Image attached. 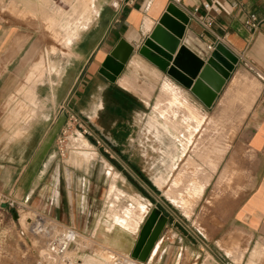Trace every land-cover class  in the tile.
<instances>
[{"label":"crops","instance_id":"obj_1","mask_svg":"<svg viewBox=\"0 0 264 264\" xmlns=\"http://www.w3.org/2000/svg\"><path fill=\"white\" fill-rule=\"evenodd\" d=\"M87 1L89 6L83 15L75 12L69 15L73 17L88 15L91 20L88 28L80 30L73 42L66 47L70 50V54L62 52L67 60L62 67L61 76L57 77L54 83L36 81L37 83L18 87L20 82L30 83L31 79L0 77V198L12 200L23 205L24 208L35 210L83 233L92 227L91 221L95 217L94 204L98 197L99 186L92 180V171L88 167L92 161L98 159V154L91 145L95 149V155L85 162L76 151L74 160L71 157L65 162L56 159L55 140L64 127L66 119L63 109L72 111L83 119L92 130L93 137L99 138L104 145L110 147L109 130H113L115 125H126L129 128L133 114L137 113L136 104L127 90L133 89L127 77H131L130 68L135 65L139 68L138 76L161 78V85L154 102L164 98L160 105L162 108H169L178 115L183 111L184 105H190L205 118L204 124L215 121L212 117H206L197 105L191 103L182 94L183 92L195 99L188 90L137 53V48L143 43L167 3L174 0H96L97 5L94 3L95 0ZM177 5L184 11H192L197 7L196 16L199 19H203L206 15L211 17L206 27L196 19H192L187 26L200 36L206 45L210 46L208 50L212 49L216 40H220L239 57L222 92L228 83L237 85L240 77L244 76L238 72L232 77L237 66L243 67L244 62H247L264 80V0H179ZM61 12H63L62 15ZM251 13L260 20L254 32H250L244 24ZM59 15H66L61 7L55 9L54 16ZM18 39L19 32L16 26L3 27L0 23V66H9L13 62L19 50ZM121 42L124 49L130 50V54L115 82L109 83L99 74V69L105 57ZM37 65L43 68V76L51 71L57 74L59 72L58 68L43 60L42 64L38 61ZM64 74L69 76L64 77ZM43 76L39 75V77ZM255 79L259 84V91L250 105L245 106L247 108L249 105V108L245 111L241 127L246 132L243 139L246 151L250 155L259 157L260 161L251 172L249 197L240 206L238 214L240 224L260 232L256 236L258 242L264 241V82L261 79ZM7 81L11 83L8 90L5 89V84L2 85ZM231 91V88L226 90L220 100L221 109L231 97ZM140 93L147 98L148 94L145 91ZM175 96L181 99L179 105L173 103ZM6 100L9 101L7 109H5ZM106 121L111 122L106 124ZM132 122L135 124L133 120ZM147 131L153 132L148 129ZM154 134L156 139H159L156 130ZM160 135H163L161 130H159ZM80 136L89 142L83 135ZM184 152L186 148L183 152H173L171 161L168 160L170 163L166 164V172L155 175L154 185L157 188H163L166 185L168 174ZM109 158L113 159V156L108 154L107 159ZM115 161L112 160L114 165L120 166L122 170L125 169L122 159ZM100 162L104 174L110 181L105 202L115 189L120 193L116 201L120 202L125 199V195H121L124 192L116 188L114 183L119 177L121 179L123 177L106 160L101 159ZM105 167L113 170L115 175L112 177L109 171H104ZM203 174L205 180L201 183L202 193L210 180L207 181L208 175H205V172ZM111 185L115 189L112 187L110 190ZM126 195L141 201L146 210L149 201L140 194ZM123 201L121 207L115 205L118 207L115 210L118 212L116 215L119 217H117L118 221L115 222L110 216V219L106 221V231H110L117 225L137 235L143 216L148 211L144 210L141 214L142 212H137L136 207L131 206L135 212L130 218L128 211L131 207L127 206L124 209L128 200ZM154 201V203L157 202L155 197ZM148 206V209L153 207V205ZM180 208L184 211L186 209ZM160 209L167 217L166 227L169 223V214L165 209ZM133 243L134 241L127 248H123L126 253L131 251ZM159 248L153 245L151 255H157ZM254 251L255 255L260 252L261 256V250L255 246L249 254V261L245 264L257 263L254 259L257 260L258 257H252L255 256ZM162 258L161 264H172L175 260V251L172 254L166 253Z\"/></svg>","mask_w":264,"mask_h":264},{"label":"rangeland","instance_id":"obj_2","mask_svg":"<svg viewBox=\"0 0 264 264\" xmlns=\"http://www.w3.org/2000/svg\"><path fill=\"white\" fill-rule=\"evenodd\" d=\"M94 3L97 5L96 0ZM88 6L87 0H0L1 25L16 26L19 32V50L11 65L0 66V77L31 79L30 83L20 82L18 87L37 82L54 83V80L61 76L62 67L67 60L62 52L70 54L66 47L73 42L79 31L84 29L81 25L89 18L88 15L81 17L69 15L74 12L83 15ZM57 7H61L66 15L61 16L63 13L61 12V15L54 16ZM42 60L58 68V74L51 71L43 76V68L37 65L38 61L42 64ZM138 69V66H131L132 75L127 77L133 86V89L127 90L131 93L137 110L132 117L135 122L133 131L135 138L130 145L121 148V151L144 172L148 182L132 172L130 175L126 174L120 166L114 165L112 160L122 159L117 151H113L102 142L103 148L95 146L98 159L92 161L88 167L92 171V180L99 186L94 204L95 217L91 221L92 227H89L87 232L77 230L80 234L78 246L71 250L78 251L80 260L85 255L88 257L93 255L87 251L88 249L95 251L93 256L98 257L103 256L104 249L118 254H128L123 248H127L135 240L136 234L117 225L106 231V221L110 219V213H116L111 217L115 222L118 221L119 217L116 216L118 212L115 211L118 207L115 205L121 207L125 199L128 203H124V206H134L137 212L144 211L145 207L141 201L126 195L138 193L149 201L148 205L156 204L155 206L165 209L169 214V223L163 227L159 235L164 236L160 244L161 249L165 248L164 255L172 254L174 251L176 253L179 246H182L183 264H245L249 261L251 250L258 246L262 252L261 256L260 252L255 255L254 251L255 256L252 257H258L257 260L254 259L256 264H264V241L257 242L256 237L260 232L240 224L238 214L240 206L249 197L251 172L260 161L259 157L246 151L243 144L246 132L241 124L245 111L259 91V84L255 78L262 80V76L247 62L243 63V67L237 66L232 77L238 72L244 76L240 77L237 85L228 83L222 92L224 84L210 108H205L197 100L182 92L206 117H212L215 121L208 120L210 122L204 124L205 118L202 115L195 118L197 127L185 137L186 152L176 160L175 166L166 178V185L157 188L154 185V177L166 172V164L171 161L173 146L167 136L160 135L159 139H156L155 130L148 132L146 129V117L151 113V105L159 91L161 78L138 76ZM63 76L68 77L69 74ZM3 84L7 90L11 86L8 81ZM229 88L232 90L231 97L221 109L220 100ZM141 91L148 94L147 98L141 96ZM174 99L173 103L179 105L181 99L176 96ZM5 102L7 109L9 101ZM247 104L249 105L246 108ZM188 106L190 105H184L182 110H187ZM166 109L169 108H163L162 114L166 113ZM107 122L110 124L111 121H106V124ZM182 133L186 134V131ZM138 134L139 138H142V144L138 142L140 146L137 145ZM151 148L154 149V153ZM220 153L222 155L219 156ZM108 154L112 155L113 159H107ZM101 159L110 163L123 177V179L119 177L114 183L116 188L124 192L121 195H125V199L120 202L116 201L120 193L113 185L110 190L113 187L116 191L114 190L105 202L110 181L103 172ZM122 165L130 171L125 162H122ZM202 170L208 175L207 181L210 179L203 193L201 183L205 179ZM148 205L146 212L149 211ZM180 207L186 208L185 211ZM134 212L135 209L131 207L128 211L130 218ZM54 225L59 229L66 227L30 208L9 206L7 200L0 198V264H35L46 246V231ZM94 260L96 259L90 258L86 264H96Z\"/></svg>","mask_w":264,"mask_h":264},{"label":"water","instance_id":"obj_3","mask_svg":"<svg viewBox=\"0 0 264 264\" xmlns=\"http://www.w3.org/2000/svg\"><path fill=\"white\" fill-rule=\"evenodd\" d=\"M189 23L188 15L169 1L137 48V53L188 90L201 105L210 108L237 65L239 57L220 40H216L212 49L208 50V45L200 36L187 28ZM123 46L122 42L119 43L105 57L99 69V74L110 83L115 82L130 54V50ZM166 221L167 217L161 209L155 205L151 207L140 225L129 256L145 260Z\"/></svg>","mask_w":264,"mask_h":264},{"label":"built area","instance_id":"obj_4","mask_svg":"<svg viewBox=\"0 0 264 264\" xmlns=\"http://www.w3.org/2000/svg\"><path fill=\"white\" fill-rule=\"evenodd\" d=\"M172 2L178 4L179 0H174ZM197 11L198 8L195 7L192 11L186 10L184 12L188 15L190 21H192V19H196L199 23L202 24V26L204 27L208 26V24L211 21V17L209 15H206L203 19H199V17L196 16ZM244 24L245 27L250 32H254L258 28L260 24V20L254 13H251L245 19ZM208 48H210L209 45ZM62 112L66 119H65L64 127L60 130L55 140L54 154L56 159H59L60 162H64L66 158L73 155L75 153V150L78 149L77 145H71L69 138L70 134H73L75 137H78V133H80L91 143L93 147L95 146L102 147L100 139L93 137L92 130L83 121V119H81L78 115H76L72 111L63 109ZM104 151L107 152L106 149H104ZM7 204L9 206L16 205L17 207L18 206L22 208L24 207L23 205L17 204L12 200H7ZM55 226L56 225L52 226L51 228L49 227L48 231H46L47 243L41 256L39 257V259H37L35 264H80V259L78 258V251L71 250L73 247L76 248V246H78V239L80 235L79 232L72 227L66 226L64 228L59 229ZM163 239L164 236L161 235L159 238H157L156 242L160 241L161 244ZM182 248H183L182 246H179L178 251H176L175 253V260L172 264H183L181 261L183 255ZM159 249L160 250L157 254L158 256L157 255L152 256L150 252L148 257L143 261L130 257L129 253L118 254L116 252H112L105 260V263L106 264H160L162 256L164 255L165 252V248L163 249L159 248ZM105 250H109V249H105ZM87 251L89 253H92L93 255L95 254V251H90L89 249Z\"/></svg>","mask_w":264,"mask_h":264},{"label":"bare ground","instance_id":"obj_5","mask_svg":"<svg viewBox=\"0 0 264 264\" xmlns=\"http://www.w3.org/2000/svg\"><path fill=\"white\" fill-rule=\"evenodd\" d=\"M90 24L89 18L86 19V21L81 25L83 26L84 29L88 28ZM164 101V98H160V100L157 102H154L153 105L151 106V113L147 116L146 118V128L148 130H156L157 136L159 137V130L162 131V134L164 136H167L169 141L171 142V146H173V152H183L186 141L185 137L187 134L192 133L197 127L195 118H197L198 115H200L197 110L192 107L188 106V109L184 111H181L180 115H176L175 111L171 109H166V113L162 114V106H160ZM162 114V116H161ZM210 120V119H209ZM182 131H186V134H183ZM80 134V133H79ZM78 134V137H75L74 135H70V142L71 145H77L78 149L75 150L78 152L81 156L83 161H87L89 158L94 157L95 155V149L91 146L89 142H87L85 139H83L80 135ZM179 146V147H178ZM170 147V146H169ZM180 148V149H179ZM76 154L74 153L70 157L72 160H74ZM106 170L104 171H109L112 177L115 175V172L113 170H109L108 167H105ZM111 187V186H110ZM127 206L124 207L126 209ZM113 209V208H112ZM111 209V212H112ZM115 210V209H114ZM113 210V211H114ZM110 212V211H109ZM116 213H110L109 215H113ZM156 247H160V241H157L154 244ZM112 250H103V256H91L89 257L87 255L83 256L80 260V264H86V261L89 260L90 258L96 259L99 262L95 261L96 264H106L105 260L111 254ZM87 256V257H86ZM85 261V262H84ZM204 264V263H203Z\"/></svg>","mask_w":264,"mask_h":264},{"label":"flooded vegetation","instance_id":"obj_6","mask_svg":"<svg viewBox=\"0 0 264 264\" xmlns=\"http://www.w3.org/2000/svg\"><path fill=\"white\" fill-rule=\"evenodd\" d=\"M130 122L131 123H130L129 128H127L126 125L125 126L124 125H115V128L113 130L112 129L109 130V140L108 141H109V144H110V148L113 151H117L119 153V155H121L122 160L125 162V164L127 165V167L130 169V171L132 173H134L138 177H140V178L144 179L146 182H148L147 179H146V176L144 175V172L142 170H140L138 168V166H136L132 162V160L129 159L128 157H126V155H124L122 153V151H121V148L130 145L131 142H133V139L135 138V134L133 133L135 124H133L132 119H131ZM143 134H144V132H143ZM139 136H140V134H138L137 145L140 146V144H142V138H139ZM151 149H152V151L154 153L155 152L154 149L153 148H151ZM144 152H145V155H146V151H144ZM142 156H143V154L140 155V157H142ZM158 156H160V155L158 154ZM124 171H125L126 174L130 175V171L125 170V169H124ZM153 187H155V186L153 185Z\"/></svg>","mask_w":264,"mask_h":264}]
</instances>
